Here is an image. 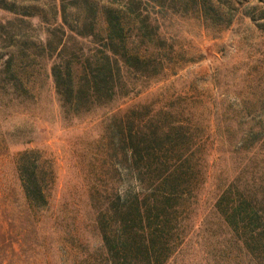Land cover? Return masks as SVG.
I'll use <instances>...</instances> for the list:
<instances>
[{
    "label": "trees",
    "instance_id": "16d2710c",
    "mask_svg": "<svg viewBox=\"0 0 264 264\" xmlns=\"http://www.w3.org/2000/svg\"><path fill=\"white\" fill-rule=\"evenodd\" d=\"M243 1L76 0L58 8L52 23L39 21L33 38L23 22L0 23V94L8 101L28 98L37 83L51 78L64 117L91 115L139 93L173 67L178 52L167 29L176 20L212 23ZM171 114L137 105L111 117L101 163L86 183L100 246L83 243L75 228L55 232L60 264H169L181 252L210 176L212 149L198 122L169 121ZM237 143L242 147L222 172L230 176L214 208L244 255L261 264L264 155L258 151L264 121ZM15 171L27 210L39 214L35 226L23 230L17 250L27 252L32 237L41 250L36 264H50L49 243H38V222L56 184L54 164L40 150L24 149L15 156ZM9 249L16 252L13 245Z\"/></svg>",
    "mask_w": 264,
    "mask_h": 264
},
{
    "label": "rangeland",
    "instance_id": "374dc122",
    "mask_svg": "<svg viewBox=\"0 0 264 264\" xmlns=\"http://www.w3.org/2000/svg\"><path fill=\"white\" fill-rule=\"evenodd\" d=\"M75 1L0 0V23L23 22L22 30L33 38L39 21L52 23L58 8ZM167 31L178 52L173 67L139 93L91 115L64 117L51 78L37 83L28 98L8 101L0 94V264L40 260L41 250L32 245V237L27 252L17 250L23 230L32 229L39 217L27 210L15 171V156L24 149L40 150L56 171L49 208L38 222V243H49L50 264H60L55 232L75 228L83 243L100 246L86 183L101 163L111 117L137 105L155 113L167 110L172 113L169 121L198 122L212 149L210 176L199 192L193 231L169 264H260L240 250V240L224 227L214 205L228 183L229 173L222 172L242 147L237 143L240 136L264 121V0H245L212 23L179 18ZM4 36L0 31V39ZM258 152L263 156L264 146ZM245 179L252 181L250 175Z\"/></svg>",
    "mask_w": 264,
    "mask_h": 264
}]
</instances>
